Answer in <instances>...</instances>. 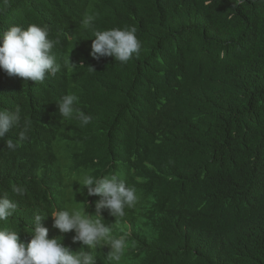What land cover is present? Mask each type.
<instances>
[{
    "label": "trees",
    "instance_id": "1",
    "mask_svg": "<svg viewBox=\"0 0 264 264\" xmlns=\"http://www.w3.org/2000/svg\"><path fill=\"white\" fill-rule=\"evenodd\" d=\"M87 14L100 30L134 26L139 56L93 58ZM31 23L60 41L52 50L60 70L41 83L0 70V110L19 107L30 122L27 139L18 141L19 128L6 134L15 151L0 140V194L18 203L0 227L23 241L34 213L49 227L52 211L100 199L87 196L85 175L114 174L140 197L157 189L166 203L157 240L129 244L119 264H264V151L249 154L264 145V0H0V31ZM65 94L78 96L89 125L60 117ZM150 97L149 115L136 121ZM167 100L178 115L171 124L153 113ZM13 184L26 188L23 197ZM213 191H239L215 223L203 213V194ZM108 251L96 249V264H115Z\"/></svg>",
    "mask_w": 264,
    "mask_h": 264
},
{
    "label": "clouds",
    "instance_id": "2",
    "mask_svg": "<svg viewBox=\"0 0 264 264\" xmlns=\"http://www.w3.org/2000/svg\"><path fill=\"white\" fill-rule=\"evenodd\" d=\"M242 2L243 0H236V3ZM95 20L96 16L93 14H87L81 20L83 28L92 34L90 55L93 58L110 56L114 57L115 62L126 64L134 56H139L141 42L134 26L100 30L95 26ZM59 43V40L50 38V30L45 25H10L6 30L0 31V70L10 77L16 76L24 81L41 83L46 76L54 77L60 70L52 54L53 48ZM151 99L152 97L141 102L137 109L136 121L149 115ZM165 99L160 97V101ZM78 102L77 95L65 94L56 103L60 117L66 121L74 118L79 121L80 127H85L91 123L92 116L79 109ZM145 103L146 107L143 109ZM171 106V102L167 100L163 106L154 107L153 113L167 116V124L174 123L178 120V115L168 112ZM125 107L126 105L121 112L115 114L123 113ZM17 128L18 141L27 139L30 122L22 120L20 108L0 110V140L12 151L19 146V142L6 138V134L9 130ZM154 135L156 133H152L151 137ZM263 151L264 145L254 146L249 154L257 155ZM217 170L219 169L207 168L210 173ZM155 178L158 186L161 178ZM77 181L81 185V182ZM82 186L87 188V196L96 195L100 199L93 201L90 198L87 206L79 210L64 206L52 211L49 227L42 220V214L34 213L28 230L30 233H25L23 241L20 240L16 228L0 227V264H96L95 252L102 246L109 248L107 260L119 264L129 244H150L157 240L166 210V203L158 193L157 186L156 192L140 197L134 185L126 184L114 174L85 175ZM12 192L23 197L26 188L13 184ZM238 192L219 195L213 191L203 194L205 219L215 223L220 209L228 205L229 199ZM140 204L142 206L138 207ZM17 210L16 201L10 199L6 193L0 194V223H6ZM132 210L134 214L140 211H143V214L140 220L128 223L126 219ZM52 232H55V235L49 238ZM69 243L81 247L73 251L65 246Z\"/></svg>",
    "mask_w": 264,
    "mask_h": 264
}]
</instances>
